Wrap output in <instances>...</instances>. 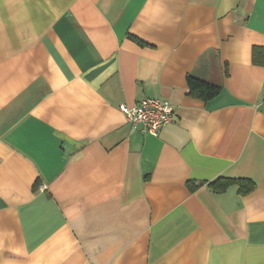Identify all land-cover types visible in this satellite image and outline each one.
<instances>
[{"label":"crops","instance_id":"obj_1","mask_svg":"<svg viewBox=\"0 0 264 264\" xmlns=\"http://www.w3.org/2000/svg\"><path fill=\"white\" fill-rule=\"evenodd\" d=\"M254 46L264 0H0V264H264ZM144 97L157 136L119 110Z\"/></svg>","mask_w":264,"mask_h":264},{"label":"built area","instance_id":"obj_2","mask_svg":"<svg viewBox=\"0 0 264 264\" xmlns=\"http://www.w3.org/2000/svg\"><path fill=\"white\" fill-rule=\"evenodd\" d=\"M119 110L132 125H139L144 133L157 136L171 122L174 106L162 98L144 97L131 106L120 104Z\"/></svg>","mask_w":264,"mask_h":264},{"label":"trees","instance_id":"obj_3","mask_svg":"<svg viewBox=\"0 0 264 264\" xmlns=\"http://www.w3.org/2000/svg\"><path fill=\"white\" fill-rule=\"evenodd\" d=\"M264 48L259 46H254L252 49V59L256 64L264 65ZM189 94L197 97L203 101L210 100L217 96L221 91V85L205 81L203 79L197 78L193 75H188L186 78ZM236 183L238 185V191L240 194H247L255 188V183L249 178H218L209 183V186L214 191H223L229 185ZM189 187H193L191 181H187Z\"/></svg>","mask_w":264,"mask_h":264}]
</instances>
